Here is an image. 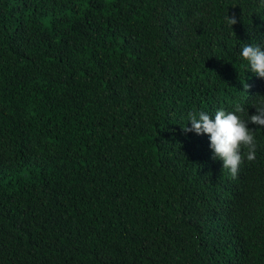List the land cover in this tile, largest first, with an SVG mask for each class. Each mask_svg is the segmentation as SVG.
Masks as SVG:
<instances>
[{
  "label": "trees",
  "instance_id": "16d2710c",
  "mask_svg": "<svg viewBox=\"0 0 264 264\" xmlns=\"http://www.w3.org/2000/svg\"><path fill=\"white\" fill-rule=\"evenodd\" d=\"M245 44L261 0H0V264H264V128L235 178L183 131L264 104Z\"/></svg>",
  "mask_w": 264,
  "mask_h": 264
},
{
  "label": "clouds",
  "instance_id": "9594fccd",
  "mask_svg": "<svg viewBox=\"0 0 264 264\" xmlns=\"http://www.w3.org/2000/svg\"><path fill=\"white\" fill-rule=\"evenodd\" d=\"M261 2L264 3V0ZM226 22L233 26L237 23V19L235 15H228ZM240 56L250 72L259 78H264V47L259 44H245L240 50ZM253 107L256 109V114L248 115L247 120L239 115L245 111L239 104L235 106L234 111L219 109L214 115L205 111L189 112L188 122L191 127H183V131L208 135L210 149L213 152L212 158L221 160L223 169L228 170L231 177L235 178L245 156L248 161H254L256 158L255 129L250 128L249 124L264 128V104ZM242 150L246 152L242 154Z\"/></svg>",
  "mask_w": 264,
  "mask_h": 264
}]
</instances>
